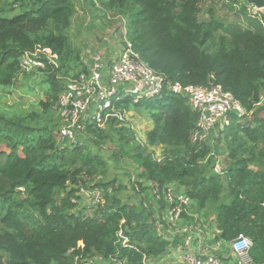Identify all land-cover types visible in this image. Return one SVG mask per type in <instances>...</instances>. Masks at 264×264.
<instances>
[{"label": "trees", "instance_id": "trees-1", "mask_svg": "<svg viewBox=\"0 0 264 264\" xmlns=\"http://www.w3.org/2000/svg\"><path fill=\"white\" fill-rule=\"evenodd\" d=\"M206 1L211 0H98L97 8L120 16L122 41L126 31L167 82L220 84L246 108L245 117L219 131L217 139L224 133L230 149L221 176L212 162L198 165L210 147L192 143L198 116L186 97L169 90L139 102L126 97L116 108L146 112L153 122L148 143L164 147L170 157L154 158L148 144H136L129 129L117 128V117L106 127L87 121L76 142L63 138L59 96L81 72L89 73L71 44L76 1L12 0L7 6L0 0V86L26 76L21 57L27 51L44 63L38 80L47 85L38 110L0 108V264H145L169 253L176 241L160 234L152 206L122 200L116 186L122 183L103 179L109 163L104 146L115 135L123 141L121 152L138 164L130 175L134 192L142 191L143 179L153 182L157 203L166 210L164 191L178 184L195 210H212L220 239L249 236L251 256L264 262V116L254 113L264 96V10L252 17L251 3L230 0L229 7L236 3L238 9L228 21L216 15V2L201 15ZM15 8L20 12L7 16ZM81 187L100 189L105 203L78 207ZM157 222L168 227L165 218Z\"/></svg>", "mask_w": 264, "mask_h": 264}, {"label": "built area", "instance_id": "built-area-1", "mask_svg": "<svg viewBox=\"0 0 264 264\" xmlns=\"http://www.w3.org/2000/svg\"><path fill=\"white\" fill-rule=\"evenodd\" d=\"M264 8L254 4L248 7L252 17H261ZM124 46L115 58L103 60L94 55L92 62L87 65L89 73L81 72L79 77L70 81L67 88L60 94L57 106L61 118L60 126L63 138L76 142L87 121L104 126L110 117L122 120L123 114L116 108L118 101L131 97L135 102L142 99L159 97L164 90L183 95L187 98L198 118L196 128L192 132V143L201 147L210 137L212 131H222L227 128L234 118H243L248 113L243 104L220 84L209 85L183 84L180 81L167 82L166 77L155 71L134 49V44L127 38L124 31ZM21 67L24 70L44 68V63L37 58L36 52H25L21 57ZM213 159L212 168L218 175L225 173L224 159L214 151L209 153ZM161 159H159L160 161ZM159 197V188L153 189ZM79 194L92 203H102L105 200L99 189L81 187ZM164 199L168 204L165 219L176 226L182 219L183 213L191 203V199L183 192H176L168 187L164 191ZM185 244H189L195 228L185 225L179 229ZM253 240L240 233L229 242V248L235 255L231 264H264L256 262L251 256ZM183 264H225L224 258L217 253L193 254L183 251L180 254ZM88 264H95L89 261ZM145 264L149 263L145 260Z\"/></svg>", "mask_w": 264, "mask_h": 264}, {"label": "rangeland", "instance_id": "rangeland-1", "mask_svg": "<svg viewBox=\"0 0 264 264\" xmlns=\"http://www.w3.org/2000/svg\"><path fill=\"white\" fill-rule=\"evenodd\" d=\"M75 1L76 12L71 24L72 46L76 50L81 51V57L83 58L86 65H89L92 62V58L94 55H99L103 60L115 58L120 49L124 46L122 37L117 30V26L119 25V23H121L120 16L114 15L112 11L103 12L104 9L102 6L98 9V0ZM229 1L230 0H219L218 3L217 0L206 1L201 6V15L204 14L205 9L208 8L212 4V2H216V5H214L216 7L215 12L218 17L225 18L228 21L235 20V14L237 13L236 10L238 9V6H236L235 3L234 7L230 8L229 4L227 3ZM11 2L12 0H6L4 4L8 6L11 5ZM20 10V8H15L14 10L10 11L7 16L11 17L13 15H16L20 12ZM200 18L205 17L200 16ZM240 21L243 25H246L248 19L246 18V16H241ZM82 67L83 66L80 65V68ZM26 72V76L22 75L19 78V81L14 86H0V108L6 109L9 112L20 113H25V111L31 112L33 110L39 109L40 101L45 100L46 98L45 92L47 90V85H44L42 87L39 84L38 79L42 73L39 68ZM255 112L258 113L259 116H264V96L262 97V101L255 106L254 113ZM145 113L146 112H141L138 109L125 110L122 120H120L121 123L117 124V128L129 129L131 133L130 136L134 138L136 144H138L139 142L142 146H146L148 144L146 146V148L148 149L147 151L150 152L157 160H163L165 157H170L171 154L164 147L160 145H151L148 143L146 134L147 131L152 127L153 122L152 119ZM249 115H251V113ZM61 125L62 123L60 124V126ZM103 127H106V124ZM123 132L124 134H128V131L126 130H123ZM218 135L219 132L214 130L210 133V137L206 139V142H203L201 147L206 144L207 147H210V150L204 157H200L198 159V165H205L206 163L211 164V162H213V159L208 156L211 151H214L223 159L228 155L230 149L227 145L226 139H224L225 134L223 133V135H221L220 140L217 139ZM78 136H80L79 133ZM115 136L112 140L107 141L104 146V154L106 155L109 163L106 173L104 175L102 174L103 179L105 181H110L114 180L113 178H115L118 179V183L116 182L117 184L122 183L121 186L116 185L119 189L118 194L121 196L122 200L133 205L136 203H141V205L144 204L145 206L146 204H148V206L151 207L152 205L150 204V199H148L147 197H143L144 193H146V187L144 186H152L153 182L147 184V182L143 179V182H141V189L143 188L142 191L134 192L130 184V175L133 177L134 173L132 171L137 170L138 164L136 161L131 159L128 153L124 151L121 152L119 146L121 145V143H123V141L115 138ZM75 139L79 138L75 136ZM90 147L94 148V145L90 144ZM112 153H117L118 156H112ZM116 159L120 160L117 161ZM169 187L173 188L172 185ZM137 188L139 187L137 186ZM138 194H140L141 197ZM58 198H60V196ZM95 204L97 205V203ZM83 206L91 207L92 201H89L85 198L81 199L78 203V207ZM165 215L166 210L159 211L157 215L155 213V216L158 217V219L156 220L158 221L159 218H165ZM157 221L155 223L159 227L158 230L160 234H162L161 230H163L165 226ZM177 225L178 223L175 226L176 229Z\"/></svg>", "mask_w": 264, "mask_h": 264}, {"label": "crops", "instance_id": "crops-1", "mask_svg": "<svg viewBox=\"0 0 264 264\" xmlns=\"http://www.w3.org/2000/svg\"><path fill=\"white\" fill-rule=\"evenodd\" d=\"M148 184V183H147ZM173 188L176 192L180 193L178 184L174 183ZM147 195L150 199V204L153 207L156 215L161 210L158 203L157 197L154 194L152 186L147 185ZM185 225H192L195 228V233L192 235V240L189 244H185V240L181 237L179 229ZM168 227L161 230L162 234L169 237L174 241L175 244L171 245V250L168 254L164 255L155 260V258L148 259L149 263L152 264H183L180 260V254L185 252H191L193 254H206V253H217L224 258L225 264H231L235 260V255L229 248V243H225L219 238V231L216 229L214 215L212 210L202 209L201 211L195 210L192 202L185 211L182 219L179 221L176 227L167 223Z\"/></svg>", "mask_w": 264, "mask_h": 264}, {"label": "water", "instance_id": "water-1", "mask_svg": "<svg viewBox=\"0 0 264 264\" xmlns=\"http://www.w3.org/2000/svg\"><path fill=\"white\" fill-rule=\"evenodd\" d=\"M249 3L254 4L258 8H264V0H247Z\"/></svg>", "mask_w": 264, "mask_h": 264}]
</instances>
